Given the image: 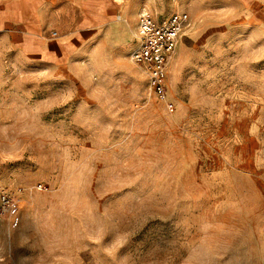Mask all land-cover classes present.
Here are the masks:
<instances>
[{
	"label": "rangeland",
	"instance_id": "374dc122",
	"mask_svg": "<svg viewBox=\"0 0 264 264\" xmlns=\"http://www.w3.org/2000/svg\"><path fill=\"white\" fill-rule=\"evenodd\" d=\"M152 7L173 111L131 39L80 80L77 1L0 0V264H264V0Z\"/></svg>",
	"mask_w": 264,
	"mask_h": 264
},
{
	"label": "crops",
	"instance_id": "0c3cea01",
	"mask_svg": "<svg viewBox=\"0 0 264 264\" xmlns=\"http://www.w3.org/2000/svg\"><path fill=\"white\" fill-rule=\"evenodd\" d=\"M79 3L83 16L78 30L71 35L78 38L77 59L83 61L85 77L80 80L88 82L94 81V64H100L105 58L115 59L121 57L125 44L131 39L129 54L134 47L135 38L130 30L136 31L138 17L142 8L152 7L153 0H74ZM4 20L6 14L0 15ZM136 19V28L130 23V19ZM4 25V22H3ZM30 29L19 31L26 34L38 35ZM107 37L108 41L104 40ZM104 40L102 42L101 40ZM32 47L28 45L27 50ZM68 56H71L68 54ZM67 60V59H66ZM131 62V61H130ZM132 64V62H131ZM133 65V64H132ZM134 66V65H133ZM135 67V66H134ZM136 68V67H135ZM87 71V72H86Z\"/></svg>",
	"mask_w": 264,
	"mask_h": 264
},
{
	"label": "built area",
	"instance_id": "2783aa9c",
	"mask_svg": "<svg viewBox=\"0 0 264 264\" xmlns=\"http://www.w3.org/2000/svg\"><path fill=\"white\" fill-rule=\"evenodd\" d=\"M189 25L186 11L176 9L168 15H160L144 7L139 13L135 44L129 54L132 64L144 75L151 95L170 111L175 105L168 95L169 68ZM3 200L8 202L5 195Z\"/></svg>",
	"mask_w": 264,
	"mask_h": 264
},
{
	"label": "bare ground",
	"instance_id": "6f19581e",
	"mask_svg": "<svg viewBox=\"0 0 264 264\" xmlns=\"http://www.w3.org/2000/svg\"><path fill=\"white\" fill-rule=\"evenodd\" d=\"M132 32H133V35L135 34V31L134 30H132ZM173 60V59H172Z\"/></svg>",
	"mask_w": 264,
	"mask_h": 264
}]
</instances>
